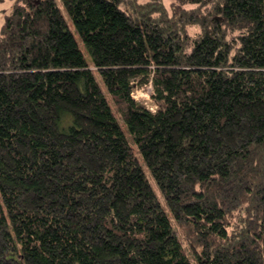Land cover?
<instances>
[{
    "label": "trees",
    "instance_id": "1",
    "mask_svg": "<svg viewBox=\"0 0 264 264\" xmlns=\"http://www.w3.org/2000/svg\"><path fill=\"white\" fill-rule=\"evenodd\" d=\"M11 1L0 264H264V0Z\"/></svg>",
    "mask_w": 264,
    "mask_h": 264
},
{
    "label": "rangeland",
    "instance_id": "2",
    "mask_svg": "<svg viewBox=\"0 0 264 264\" xmlns=\"http://www.w3.org/2000/svg\"><path fill=\"white\" fill-rule=\"evenodd\" d=\"M174 1L175 0H163L164 4L166 6H169V4L171 2H174ZM12 5H13V1H11V0H4L3 2L0 3V25H1V19L3 18L5 13L9 12V10H10ZM59 7L61 9V12H62V14H63V16H64V18L66 20V23H67L70 31L73 33L76 41L78 42L80 50L83 52L85 58L88 59V55H87L83 45L80 43V41L78 39V35H77L76 31H75V28H74L72 22L70 21V19L68 18L67 13L61 7V5H59ZM98 83L100 84L101 88L103 89L104 87H103L102 82H101V80L99 78H98ZM150 95H151V86L150 85L143 86L141 88L140 87H136V88L133 89V92H132V96H133L134 100H136L138 103H140L141 105H143L147 109H149L151 111H154L155 110V106L152 104V102L150 100ZM124 132L127 135V131L125 129H124ZM138 157L140 159L139 155H138ZM141 166H142L143 171L145 173V176L148 179L149 183L151 184V186L153 188V191L156 194V196H157V198H158V200H159L164 212L167 215H169L167 207L165 205V202H164V200H163V198H162V196H161V194H160V192H159L154 180L152 179V176H151L149 170L147 169V167L144 165L143 162H141ZM5 257H8V255L5 254Z\"/></svg>",
    "mask_w": 264,
    "mask_h": 264
}]
</instances>
